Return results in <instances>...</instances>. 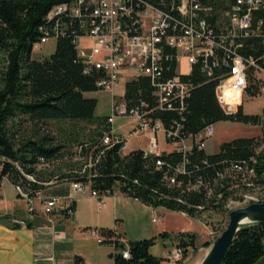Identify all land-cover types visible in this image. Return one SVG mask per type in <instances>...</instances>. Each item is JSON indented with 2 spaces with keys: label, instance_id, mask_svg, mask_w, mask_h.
Wrapping results in <instances>:
<instances>
[{
  "label": "trees",
  "instance_id": "trees-1",
  "mask_svg": "<svg viewBox=\"0 0 264 264\" xmlns=\"http://www.w3.org/2000/svg\"><path fill=\"white\" fill-rule=\"evenodd\" d=\"M60 1L0 0V178L19 186L28 198L60 182L86 183L100 195L117 188L151 208L181 211L192 218H200L205 211H222L234 192L247 195L256 186L264 188V134L224 141L215 153L194 146L186 152L145 155L142 149H134L121 154L119 143L104 144V135L111 132L108 115H96V98L84 96L98 90L95 82L99 73L94 69L84 72L69 36L58 38L49 56L31 58L45 14ZM242 51L257 56L264 52V44L252 39ZM183 78L191 83V89L182 107L155 108L154 88L146 76L127 81L123 98L142 110L152 109L151 116L159 118L166 130L179 127L178 138L219 121L258 123L259 114L241 109L225 113L215 94L216 80L198 65ZM157 159L162 161L159 168ZM182 163L184 167L178 172ZM239 167L242 171L236 169ZM244 168L254 169V176L245 173L243 177ZM172 175L175 184L166 179ZM243 178L252 184L247 185ZM198 182L197 188H189ZM204 184L214 189L211 196L206 195ZM97 229L102 242L112 243L118 250L110 254L114 264H163L164 258L149 252L154 236L129 240L130 258L124 259L119 250L125 246L116 230ZM174 237L182 254L196 248L194 233L177 232ZM263 253L264 223L247 225L237 231L222 264H253ZM73 264H84L83 258L74 256Z\"/></svg>",
  "mask_w": 264,
  "mask_h": 264
},
{
  "label": "built area",
  "instance_id": "built-area-1",
  "mask_svg": "<svg viewBox=\"0 0 264 264\" xmlns=\"http://www.w3.org/2000/svg\"><path fill=\"white\" fill-rule=\"evenodd\" d=\"M263 16L264 0H61L45 14L38 28L40 36L33 47L69 36L84 72L96 70L99 73L96 87L112 94L109 122L118 117L133 118L135 125L130 132L139 139H146V147L137 148L145 155L167 151L158 147L159 131L171 145L167 152H186L194 146L206 151L216 123L178 138L179 127L166 130L159 118L151 116L152 109L129 105L123 98L124 92L114 94V86L123 72L131 71L133 74L125 83L138 76L150 78L155 108L170 109L176 104L182 107L191 89V83L183 77L190 75L198 65L216 80L215 94L223 111L228 114L238 109L243 111L246 97H264V52L254 56L242 51L252 39H260L264 44ZM228 91L234 93L235 99L228 100ZM141 104L147 106L145 102ZM248 125L260 127L263 136L264 108L258 123ZM102 141L119 143L123 154L128 139L110 132ZM157 162L159 168L162 161L157 159ZM183 167L184 164H180L177 171H182ZM175 178L174 175L167 177L176 181ZM4 179L6 177L0 178V183ZM71 184L75 191L89 189L86 183ZM16 188L19 191V186ZM26 199L32 202L34 198ZM71 205V196L51 197L45 201V210L56 215L66 210L64 214H67ZM102 205L100 198L98 206ZM27 213L28 218L31 217L32 209ZM150 215L152 222L160 220L151 207ZM28 218L12 217L11 222L25 226ZM93 235L98 241L103 240L97 230ZM120 252L124 259L130 258L128 247ZM181 253V247L175 244L173 258L180 257ZM34 260H38L37 254ZM167 260L165 264H170Z\"/></svg>",
  "mask_w": 264,
  "mask_h": 264
},
{
  "label": "rangeland",
  "instance_id": "rangeland-1",
  "mask_svg": "<svg viewBox=\"0 0 264 264\" xmlns=\"http://www.w3.org/2000/svg\"><path fill=\"white\" fill-rule=\"evenodd\" d=\"M56 47L55 40H49L42 44H37L32 48L31 51V58L40 60L44 57L49 56L51 53L54 52ZM2 56L0 54V69L2 66L1 62ZM133 73L131 71H125L122 73V78L117 81L114 86V94L121 95L125 89V81L127 78H130ZM109 91L99 89L95 91L85 92L84 96L86 97H93L97 100V105L94 110L96 115H108L110 114L111 109V99ZM114 96V97H116ZM264 108V97L258 96L255 98H248L246 97L243 100V112L248 114H260ZM135 125V120L131 117H118L114 118L111 122V134L114 135H121L123 137H127L129 143L127 141V146L125 151L131 150L134 148L144 147L146 139L137 137L135 134H132V129ZM131 133V134H130ZM261 129L257 126L243 124L241 122L236 121H219L215 125L214 134L212 137L207 141L206 144V151L209 153H215L219 150V146L222 142L231 140L236 137H260L261 136ZM158 138V147L163 150H170L171 145L167 143L164 139V134L162 131L157 132ZM189 144V142H188ZM261 148L264 149V142L261 145ZM260 148V149H261ZM126 151V153H127ZM53 185V184H52ZM62 186H67V184H60ZM55 187V186H54ZM53 186L46 187L44 195L48 194L49 190L52 189ZM71 188L73 193L79 194L76 198L77 204L79 205V211L75 216V227H81L82 230L86 231L85 227L90 226V234L93 235L94 232H98V229H94L95 226H103L108 228H119L129 240H140L150 237H155L154 244L150 247L149 252L154 256L164 258L162 263L165 264L167 257H164L169 249L172 246H175L177 243V239H175L174 234L177 233L175 230L179 228L181 225L185 223V217L180 215L179 213L175 212H166L162 215L158 209L155 210L157 216L160 218L158 222L151 221L150 215V207L146 208V206H141L137 202H133L131 199H123L119 203V212L122 214L121 216H115L112 206L107 205L108 201L112 199V197H116L121 193L115 188L110 194H106L101 196L100 194H94L93 191L89 189H85L83 192L75 191L72 187ZM0 192L3 193V200L0 201L1 209L8 211L14 205V200H19L25 212H29V209H32L33 214L39 213L46 219H58L60 221H64L65 219L69 218L73 213L71 210L72 205H74L73 197H72V205L70 207V211L67 214L63 213L59 214H51L45 210V201L51 197L46 196H37V198L33 199L32 202L27 201V199L17 190L16 186L11 184L7 179H4L0 183ZM67 196L65 198H68ZM243 196V199L239 197ZM63 198V197H62ZM64 198V199H65ZM103 200V205L101 207L98 206V200ZM231 201V202H230ZM252 201H264V188L261 186H256L253 189L252 193L243 195L241 192H234L232 197H227V200L224 204L222 211L214 212L212 210L205 211L200 218H195L198 221L199 226L201 227L202 231L197 229L196 237V248L192 249L189 248L186 254L180 255V257L173 258V252L170 254V260H167V263L171 261L170 264H199L201 260L204 258L206 253L209 251L211 245L213 244L214 240L221 234V232L227 226L229 216L228 213L235 208L245 206ZM229 202V203H228ZM238 202V203H237ZM149 209V210H148ZM230 210V211H229ZM184 213V212H183ZM186 214V213H185ZM67 215H69L67 217ZM16 217L19 219L28 218L24 216H9L8 221L5 224L9 223V225H17L18 227L21 226L22 229L14 228L15 231L13 232V240L17 243L23 244L26 242V234L29 233L27 228V223L25 226L21 224H14L11 222V218ZM74 217V216H73ZM189 217V216H188ZM115 218L119 220V226H115ZM191 218V217H189ZM194 219V218H191ZM1 221V220H0ZM200 222V223H199ZM3 223V222H0ZM73 224V225H74ZM72 225V226H73ZM242 228V227H241ZM88 230V229H87ZM162 232H167L168 235L163 237L160 235ZM178 232H186V231H178ZM194 233V232H193ZM88 234V233H87ZM195 234V233H194ZM94 236V235H93ZM99 236V232H98ZM95 237V236H94ZM103 237V236H102ZM30 238V237H29ZM96 238V237H95ZM104 239V238H103ZM97 240V238H96ZM119 242L124 243L122 249L127 248V242H124L120 238L118 239ZM98 241V240H97ZM99 243L104 244L102 241H98ZM207 243L204 245V243ZM90 240L87 238H81L75 242V246L78 250H83L88 256V262L85 261L83 258L84 264H95V259L92 251L89 248ZM106 246V247H104ZM110 246L107 244L103 245L104 249H109ZM175 248V247H174ZM120 249L119 252L122 250ZM129 250V248H128ZM174 250V249H173ZM115 251H118L115 249ZM121 253V252H120ZM2 259L0 258V261ZM112 261L109 259V256L103 253L101 255V264H111Z\"/></svg>",
  "mask_w": 264,
  "mask_h": 264
},
{
  "label": "crops",
  "instance_id": "crops-1",
  "mask_svg": "<svg viewBox=\"0 0 264 264\" xmlns=\"http://www.w3.org/2000/svg\"><path fill=\"white\" fill-rule=\"evenodd\" d=\"M115 93V92H114ZM112 97V94L110 93ZM111 99V98H110ZM147 142V141H146ZM146 142L145 146L146 147ZM129 143V140H128ZM139 147V148H144ZM137 149V148H134ZM131 149V150H134ZM131 150H126L127 152ZM125 151V153H126ZM124 153V154H125ZM60 184H67V186H62ZM52 189L49 190L48 194L44 195V192L47 191L46 188L43 189L37 196H46V197H60L65 198L67 196L72 195L74 201V211L71 216L64 221H60L56 218L49 221L41 214L36 213L28 218L27 228L26 230L29 233L26 234V242L23 244L17 243L13 240V232L15 231L9 223V216H24L27 217V213L23 209L22 203L15 199L13 207L6 211L1 209L0 206V264H73L74 256L81 255L84 257L85 261L88 262V256L83 250H78L75 246V242L81 238H87L90 240L89 248L91 253L94 255L95 264H101V255L105 253L109 256V259L112 261L111 264H114L113 258L110 256L111 253L115 252V248L112 243H104L107 246H110L109 249H104L102 243H99L96 238L90 234V226L85 227L86 231L82 230L81 227H75L74 221L75 216L79 211V205L77 204V196L79 194L73 193L71 188V182H60L55 183ZM55 186V187H54ZM1 190V189H0ZM35 197V199L37 198ZM131 199L133 202H137L141 204V206H149L143 204L137 199L132 197L125 196L120 194L116 197H112L111 200L108 201L107 205L112 206L115 216H121L119 212V203L123 199ZM3 200V193L0 192V201ZM159 212L164 215L166 212H175L184 216L185 223L181 225L179 228L175 230L178 231H186L197 234V229L201 230V227L198 224V221L191 219L187 214L181 211H173L168 210L164 207L157 208ZM149 210V209H148ZM74 216V217H73ZM122 217V216H121ZM115 226H119L118 218H115ZM200 223V222H199ZM74 224V225H73ZM73 225V226H72ZM103 227V226H95L94 229ZM19 230L22 229L21 226L17 227ZM90 228V229H89ZM88 229V230H87ZM116 232L120 235V239L124 242H127L129 239L119 228H114ZM88 233V234H87ZM30 237V238H29ZM106 247V246H104ZM175 246H172L167 254L164 257H168L174 249ZM35 254H37L38 260H34ZM253 264H264V253L263 255Z\"/></svg>",
  "mask_w": 264,
  "mask_h": 264
},
{
  "label": "water",
  "instance_id": "water-1",
  "mask_svg": "<svg viewBox=\"0 0 264 264\" xmlns=\"http://www.w3.org/2000/svg\"><path fill=\"white\" fill-rule=\"evenodd\" d=\"M228 216L227 226L214 240L209 251L199 264H222L226 251L241 227L264 223V201H252L245 206L232 209ZM243 218H251L252 221L241 224Z\"/></svg>",
  "mask_w": 264,
  "mask_h": 264
},
{
  "label": "bare ground",
  "instance_id": "bare-ground-1",
  "mask_svg": "<svg viewBox=\"0 0 264 264\" xmlns=\"http://www.w3.org/2000/svg\"><path fill=\"white\" fill-rule=\"evenodd\" d=\"M226 95H227V97H228V100L229 101H231L232 99H235V96H234V93L233 92H227L226 93ZM156 166L158 167V162H156ZM235 167V166H234ZM236 169H238V170H241V168L239 167V168H236ZM253 170L254 169H243V171H244V173H243V177H244V174L246 173L249 177L250 176H254V172H253ZM242 171V170H241ZM240 171V172H241ZM230 173V172H229ZM238 174V173H237ZM219 175V174H218ZM224 176V175H223ZM256 176V175H255ZM252 178V177H251ZM167 179V178H166ZM247 179V178H246ZM245 178H243L242 179V181H244V182H246V184L247 185H251L252 184V182H249L248 181V179L246 180ZM168 180V183L169 184H175L176 183V181L175 180H173V179H167ZM201 183L200 182H198V183H196L195 185H192V186H190L189 188H197L199 185H200ZM179 185V184H178ZM205 185V184H204ZM254 185V184H253ZM181 187V186H180ZM204 187V186H203ZM253 187V186H252ZM205 188H206V195L207 196H211L212 194H213V190L214 189H212V187H210V185H205ZM249 188V187H248ZM201 189V188H200ZM227 191V190H226ZM19 192L25 197V198H28L27 197V194H25L22 190H21V188L19 187ZM215 193V192H214ZM218 198H220L221 197V194L219 193L218 195ZM217 199V198H216ZM231 202V201H230ZM229 203V202H228ZM238 203V202H237ZM216 204V203H215ZM191 207V206H190ZM151 210H156L155 208H151ZM230 211V210H229ZM250 221H252L251 220V218H243L242 220H241V224H246V223H249Z\"/></svg>",
  "mask_w": 264,
  "mask_h": 264
}]
</instances>
